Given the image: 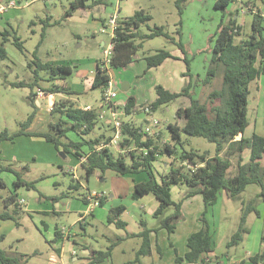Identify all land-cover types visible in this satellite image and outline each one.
<instances>
[{
  "label": "rangeland",
  "instance_id": "obj_1",
  "mask_svg": "<svg viewBox=\"0 0 264 264\" xmlns=\"http://www.w3.org/2000/svg\"><path fill=\"white\" fill-rule=\"evenodd\" d=\"M74 1L15 0V7H8L0 12V39H2L1 31L6 29L9 31L7 34L9 40L5 42L8 57L0 62V134L7 130L9 134L16 135L13 140H0L1 164L10 166L21 179L33 182L32 187L26 185L17 187L16 173L11 170H1L0 167V213L4 211L13 213L15 210L14 204L6 205L5 199L9 195H15L23 202L19 203L20 208L16 215L18 225L13 219L0 218V236L5 234L0 241V248L4 249L10 257H22L21 262L25 264H88L91 258L97 257L98 253L106 251L115 243L111 257L105 258L104 264H196L186 260L183 263H177L175 259L177 255L184 256L187 251L189 234L203 226L200 218L205 208L202 195L186 202L185 212L178 220L175 232L169 233L167 229L160 228L159 217H155L147 210L148 206H142L140 200H134L131 197L134 188V183H130L133 181L131 175H118L111 170L101 175V172L97 171L89 180H86L84 168L80 163L81 158L77 159L72 153L58 150L44 138L32 134L36 130L48 129V120L52 115L48 109L56 102H60L64 96L74 98L76 104L81 106L90 104L95 109L101 108L106 111L107 116L112 118L110 110L99 106L107 89L105 91L102 87L91 89L93 76L97 71L96 60L105 59L104 48L110 42L112 33V28L106 27L103 23H108L114 13L120 18H127L136 10L144 9L151 14L152 19L142 24L139 31L148 33L155 26L163 25L174 40L164 36L146 40L143 49L134 55V61L129 64L130 67L128 65V68L112 69V74L115 76L118 72H125L127 75L117 80L116 90L119 96L114 99V102L123 98L125 94L123 82L130 78L141 102L136 106L134 115L136 118L125 114L123 117L133 119L135 125L140 126L144 132L149 126L150 135L156 128L152 124L153 119H156L162 135L154 138L160 149H163L165 142L174 144L175 140L172 138V131L168 124L178 122L184 126L185 121L178 116L177 109L179 106L190 103L189 96H182L154 109L151 107L149 113L144 112V108L150 105L147 102H151L156 96L153 86L155 79V83H159L171 78V84L166 86L181 90L179 77L176 79L173 77L179 74V66L166 62L161 67H153V72L149 73L148 70L144 72L146 61L140 58L153 54L161 48L181 55L185 53L190 67L196 74L201 75V77L194 75L191 95L200 98L203 102H208V93L220 88L223 79V67H220L210 84L203 85L202 82L208 75L215 43L213 36L218 25L221 21L228 22L229 12L232 15L236 14L235 20L243 26L242 35L236 39L239 42L243 38H248L251 33L253 13L245 6L246 0H236L226 9L216 8V0H184L182 14L179 13L176 0H85L84 8H78L72 14L66 15V10L70 9ZM254 1L256 6L251 5V8L255 11L260 9L263 13V1ZM8 2L9 0H0V5H7ZM31 22L34 23L31 24ZM45 25V37L38 48L36 57L43 62L69 65L72 73L66 74L64 79L57 77L50 80L49 70L39 71V85L34 88V92L37 93L36 95L41 92L42 95L39 98L40 104L37 100L32 104L29 97L31 87L15 86L13 83L21 80L26 82L35 80L33 69L36 66L31 63L35 58L34 50ZM103 28L105 32H102ZM13 29L23 41L22 50L13 43L15 34ZM179 29L181 34L178 33ZM262 35L264 37V30ZM180 41L184 45L185 52L179 47ZM177 60L170 58V61L180 65L181 62ZM29 64L32 66L30 67ZM186 65L184 61L182 66L186 67ZM261 78L264 81V76ZM173 80H176L178 84ZM55 85L69 86L78 90L79 93L46 91L49 86ZM252 85L253 83L250 85L247 115L249 126L245 134L246 136H251L253 133L264 135V90L259 95L256 87ZM34 110L33 121L26 127L27 118ZM145 118H149V121L146 122ZM29 127L32 131L27 130ZM22 130L30 134L21 133ZM111 131L114 134V130ZM181 136L183 144L176 145L174 154H168L163 149V152H159L153 161V172L159 182H162L164 174L169 172L172 165L179 166L183 163L180 153L184 149L200 153L207 152L210 156L216 153L215 143L203 137L191 136L185 131H182ZM69 137L76 139L74 133H70ZM236 162L237 160L233 159L231 173L236 171ZM74 173L77 177H73ZM118 178L123 179L120 184L123 186V193L121 197L115 195L117 198H113L112 195L118 188L113 182ZM88 189L104 192L107 200L102 206L95 207V216L89 214L86 217L88 222L82 227L77 220L80 212H84L87 208L82 198ZM171 189L173 199L179 202L185 200L184 197L190 187L186 184H173ZM258 190H260L258 184H249L245 191L234 199L228 196L226 190H223L218 203L209 208L206 217L212 228L216 230L214 256L210 260L212 263L217 264L216 261H220L222 264H243L244 260V264H251L248 261L250 255L264 248L262 240L264 202L258 198H255V203L260 215L256 212L249 214L246 223L248 233L245 234L243 241L230 248L226 246L239 226L243 204L249 203ZM121 204L126 206V210L119 216L127 222L128 225L125 228L117 227L116 224L108 221L111 209ZM173 211L174 207L169 206L165 209L164 215H169ZM141 220H144L147 228L153 230L152 240L154 244L157 241L160 253L140 255L137 259L143 237L127 236V234L139 233L143 229ZM57 225L71 232L70 238L64 243L54 241ZM56 246H63L61 257ZM52 256L55 261H52ZM0 264H2L1 260Z\"/></svg>",
  "mask_w": 264,
  "mask_h": 264
},
{
  "label": "trees",
  "instance_id": "obj_2",
  "mask_svg": "<svg viewBox=\"0 0 264 264\" xmlns=\"http://www.w3.org/2000/svg\"><path fill=\"white\" fill-rule=\"evenodd\" d=\"M236 0H216L215 6L218 9H226L227 6ZM264 3V0H262ZM245 6L253 13L251 33L248 38H243L239 42L237 37L242 35L243 26L235 20L231 12H229L228 22L221 21L214 34L213 55L208 69V75L203 79V85H208L217 75L220 67H223V79L220 88L211 90L208 93V102H203L200 98H195L191 95L193 87L192 74L190 73V63L185 57L187 64V73L191 80L181 88L180 91H170L163 85L155 86L157 98L150 105L152 109L162 104H168L182 96H189L190 103L188 105L179 106L177 114L185 121L184 126L178 122L168 124L172 131L174 144L166 143L163 149L168 154L176 152V145L183 144L182 131L187 132L191 136H199L215 143L216 153L210 156L207 152H197L194 150H183L180 153V158L183 163L179 166H171L168 173L164 174L162 182H159L153 172V161L157 158L159 152H163L156 143L157 136H150L144 132L140 126H135L132 121H123V139L121 141L122 148H131L125 153H120L115 156L111 150L102 143H107L111 140L110 136L92 138L89 135L97 127L100 122V114L96 109H84L76 105L70 99H63L56 102L52 107L51 113H59V119L56 122L50 121L49 127L51 131L37 132L32 135L44 138L47 142L55 145L56 149L62 150L65 153H72L76 158L86 157L82 163L85 171V178L89 180L95 171H100L104 174L107 170H111L118 175L146 173L147 179L135 182L131 197L134 200L140 199L142 196L152 193L159 200V206L154 211L153 215L159 217L160 228H166L169 233L176 230V224L182 218V201H175L172 197L171 186L173 184H186L190 190L184 198H188L200 193L204 201V211L201 214L203 226L198 231L192 232L187 239L188 250L184 256H176L177 263H183L185 260L196 264H212L210 259H206V255L214 251V233L211 223L207 220L209 208L218 203L219 197L223 190L227 191L230 198H237L249 184H258L260 191L249 203L243 204L240 223L236 231L231 235L226 243L228 248L238 245L243 241L245 234L248 233L246 226L247 219L250 213L256 212L255 198L264 202V135L253 133L251 136H246L245 130L249 126L248 119V102L251 93L250 85L261 76H264V15L259 10L255 11L251 8L256 6L254 0H246ZM184 0H176V5L179 13H183ZM86 6L85 0H75L71 3L70 9L66 10L65 14L70 15L78 8ZM238 12V10H236ZM119 12V11H118ZM152 19L150 13L144 9L136 10L127 18L118 17L117 26L112 37L113 50L110 67L119 68L127 67L134 61V55L138 54L144 47V42L158 36H164L170 40L174 37L165 30L163 25L155 26L148 33H141L139 27L148 23ZM34 22H31L33 24ZM56 23V22H55ZM59 23V22H58ZM182 23V20H180ZM105 25V22L103 23ZM106 26V25H105ZM46 25L41 32V38L34 50V59L31 64H35L33 69L35 80L31 82L18 81L14 82L15 86H30L31 91L29 97L34 104V88L39 85V71L49 70L51 75L50 80L54 78H65L66 74H71L72 69L66 64H52L43 62L38 59L37 51L42 44ZM13 43L23 49L24 44L17 35L15 29ZM8 29L1 31L2 39H0V62L8 57V52L5 48V42L9 40L7 37ZM178 33L181 34L180 29ZM111 37V35H110ZM111 39V38H110ZM180 49L185 52L184 45L180 41ZM104 45V44H103ZM148 68L160 66L167 58H176L170 50L157 49L153 54L144 55ZM29 64L31 67L32 65ZM97 71L93 78L91 89L102 87L103 91L108 89L111 76L109 70L101 67L100 61L97 62ZM41 88V87H40ZM49 93H65L77 94V90H73L69 86H52L46 89ZM104 93V92H103ZM105 94V93H104ZM104 99V96L102 97ZM210 106H209V104ZM109 109V106L106 105ZM136 107V99L130 96L124 107L118 106L125 115H130ZM35 116V110L28 116L26 127H28ZM105 124V123H104ZM109 126V124H106ZM21 133L30 134V132L22 130ZM20 133V134H21ZM70 133H74L76 139L69 137ZM15 134H9L4 130L0 134V140H13ZM233 159H236V171L231 173ZM1 170H11L16 173L18 179L15 184L17 187L26 185L33 186V182H27L19 177V174L10 166H3ZM80 185V184H79ZM79 185H75L76 187ZM83 200L86 202L85 194ZM107 200L105 195L101 199V205ZM6 205H15L13 213L4 211L0 213L1 219H13L16 225L19 224L18 208L20 204L15 195H9L5 199ZM169 206L174 207V211L169 215H164L165 209ZM126 210V206L121 204L113 207L108 216L109 223L116 224L117 227L125 228L127 222L119 216ZM143 229L139 233H128L127 236H142L143 241L137 252V259L140 255L151 253L150 232L153 231L147 228L144 222L141 223ZM56 240L61 238L60 231H55ZM5 237V234L0 236V241ZM264 241V236L262 237ZM115 244V243H114ZM106 251L98 253L97 257L91 258L88 264L102 262L105 258L111 257L113 245ZM159 250V245H157ZM61 249H59V252ZM23 258L16 256L10 257L6 251L0 248V260L2 264H25L21 262ZM251 264H261L264 262V248L248 258ZM244 264L245 261L243 260Z\"/></svg>",
  "mask_w": 264,
  "mask_h": 264
},
{
  "label": "crops",
  "instance_id": "obj_3",
  "mask_svg": "<svg viewBox=\"0 0 264 264\" xmlns=\"http://www.w3.org/2000/svg\"><path fill=\"white\" fill-rule=\"evenodd\" d=\"M3 12V11H2ZM263 15H264V12L262 13ZM104 43V42H103ZM171 53L173 54V55H175V56H177L178 57V60L177 61H179V62H181L180 63V65H179V63H173L174 61H170V58H167L160 66H157V67H154V68H158V67H161L162 65H164V64H166V62L167 63H170V64H178V66H179V74H176L175 76H173L174 77V79H176V78H178L179 77V83H180V85L183 87V86H185L190 80H191V77L189 76V75H185V73H187V65H186V67H184V66H182V63L185 61V57H187V55L185 54V53H183L182 55L181 54H177V52H175V53H173L172 51H171ZM182 59H183V62H182ZM140 60H142V61H146V59H144L143 57L142 58H140ZM99 61H101V60H96V67H97V62H99ZM138 62V61H137ZM176 66V65H175ZM128 67H130V65L128 66ZM127 67V68H128ZM153 67H152V69L151 68H148V65H147V62H146V69H145V71L144 72H146L147 70H148V72L150 73V72H153V69H154ZM112 69H114V70H116L117 68H112V67H109V74H110V76H111V81H112V86H113V88H115V89H117V87H116V85H117V80L121 77V76H124V77H127V75L125 74V72H122V73H117V75L115 76V75H113L112 74ZM190 73L192 74V76L194 77V75H198V77L200 76L201 77V75L199 74V73H197L196 74V72H194L193 71V69L191 68V70H190ZM113 75V76H112ZM180 75V76H179ZM262 77V76H261ZM259 78V79H257V80H255L254 82H253V85L256 87V89H257V93L260 95L262 92H263V90H264V81H263V79L262 78ZM93 78H94V76H93ZM129 80L128 81H125V82H123V90L125 91V94H123V98L121 99V100H116L115 101V104L117 105V106H122V107H124V105H125V103H126V101H127V99L130 97V96H133V97H135V99H136V106L139 104V102H141L140 101V99H138L140 96H139V94H137L136 93V89L134 88V86L132 85V82H131V79L130 78H128ZM142 81V80H141ZM140 81V82H141ZM155 81H156V79H155ZM155 81L153 82V86L155 87L157 84H161V85H163L166 89H169L170 91H180V90H174V89H172V88H169L168 86H166V85H169V84H171V78H169L168 79V81H165V82H156L155 83ZM173 81H175L176 83H177V81L176 80H173ZM194 81V79L192 78V82ZM165 83H167V84H165ZM178 84V83H177ZM252 85V86H253ZM49 87H52V86H49ZM193 88V87H192ZM73 90H76V89H73ZM192 90V89H191ZM190 90V91H191ZM78 91V90H77ZM156 91V90H155ZM81 93V92H80ZM41 95H42V93L40 92L39 93V95H35L36 96V98H35V100H37V103L38 104H40L39 103V98L41 97ZM119 95H117V97H118ZM260 97V96H259ZM63 99H70L71 101H73V102H75V99L74 98H71V97H67V96H64V97H62ZM157 98V94H156V96H155V98H154V100H152L151 102H147V104H151L153 101H155V99ZM62 99V100H63ZM76 103V102H75ZM77 106H79V107H82V108H84V109H86V107L87 106H90V109H95V108H93L90 104H86V105H84V106H81V105H78V104H76ZM100 107H106L107 109H108V107L105 105V104H103V99H102V101H101V103H100V105H99ZM53 107V106H52ZM52 107H50V109H48V111H50V113H51V110H52ZM96 110H98L99 111V114H100V116L103 114V117H100V122H99V124L97 125V127L92 131V133L89 135V137H92V138H96V137H100L101 135H104L105 137H107V136H110L111 138L113 137V132L111 131V130H114V127H113V124H112V122H111V118L109 117V116H107L106 115V111H104V110H102L101 108L100 109H96ZM109 110V109H108ZM122 111V110H121ZM135 111H136V107L133 109V112L129 115V116H131V117H135L134 115H135ZM145 112V111H144ZM125 113H122L121 114V120H122V122L124 121V120H128V121H132L133 123H134V121H133V119H130V118H128V119H125L124 117H123V115H124ZM53 115V116H52ZM51 115V118L48 120V122L50 123V121H52V122H56L58 119H59V113L57 112V113H54V114H52ZM136 118V117H135ZM145 121L147 122V121H149V118H145ZM105 123V124H104ZM106 124H109V126H107ZM134 125H135V123H134ZM136 126V125H135ZM98 128V129H97ZM28 131H32V128L31 127H29L28 129H27ZM48 131H51V129H50V127H49V124H48V129H46V130H36L34 133H37V132H48ZM112 133H111V132ZM150 135V134H149ZM161 135H162V132H161V129L156 125V128L153 130V133H152V135H150V136H157V137H161ZM48 143H50L51 145H53L54 147H55V145L53 144V143H51V142H48ZM107 143H110V141L109 142H107ZM166 143H170V144H172L171 142H165V144ZM106 143H102V145L101 146H104ZM164 144V145H165ZM106 147H108L110 150H111V152L115 155V156H117V155H119L120 153H125L126 151H128V150H130L131 148H122L121 146L120 147H118V146H112V145H110V146H106ZM56 148V147H55ZM78 159V158H77ZM76 164V163H75ZM71 172V171H70ZM97 171H95V173H96ZM94 173V174H95ZM102 175V174H101ZM100 175V176H101ZM127 175H131L132 176V179L131 180H133V181H131L130 183H134V185H135V182H140V181H143V180H145V179H147V174L146 173H144V172H142V173H139V174H127ZM122 181H123V179H121V178H118L117 180H114V182H113V184L114 185H116V186H118V188H116V190L114 191V194L112 195V197L113 198H117L115 195H119L120 197L122 196V187L123 186H120V184H122ZM81 184V183H80ZM260 190H258L256 193H258ZM133 192V191H132ZM104 193V192H103ZM132 194V193H131ZM106 195V194H105ZM199 195H201L200 193H198V194H195V195H193V196H190V197H188V198H184L185 200L183 201V203H182V213H184L185 212V210H184V206H185V204H186V202H188L189 200H194L197 196H199ZM138 200H140V202H142V206H148L147 207V210H149L152 214L154 213V211L158 208V206H159V200L155 197V195H153L152 193H149V194H146V195H144V196H142L140 199H138ZM82 201H83V203L85 204V201L83 200V198H82ZM106 202V201H105ZM104 202V203H105ZM71 204H69V206H70ZM86 205V204H85ZM100 206H102V205H100ZM84 212H80V216L78 217V220L77 221H79V223H80V225L83 227L88 221H86V218L83 220H81L80 219V217H81V215L83 214ZM95 214H96V210H94L90 215L91 216H95ZM3 220H8V219H3ZM142 222H144V220H141V223ZM145 223V222H144ZM128 225V224H127ZM63 228H65V227H63ZM59 230L60 231V235H61V238L59 239V240H57L56 242H59V243H64L67 239H69L70 238V236H71V232H70V235H69V238L67 237V235L62 231V228H60L58 225L55 227V231L56 230ZM166 229V228H165ZM215 232H216V230H214ZM192 233V232H191ZM149 236H150V241H151V253H154V252H157V253H160V249L158 250L157 248V245H158V243H157V241H156V243L154 244L153 243V240H152V236H153V231H151L150 232V234H149ZM189 236H190V234H189ZM188 236V237H189ZM156 237H157V233H156ZM56 240V234H55V232H54V241ZM187 248H188V246H187ZM56 249L57 250H59V249H61V251L59 252L60 253V257L62 256V254H63V246H61V247H58V246H56ZM188 250V249H187ZM187 252V251H186ZM185 252V253H186ZM150 253V254H151ZM213 253H214V251L213 252H211V253H209L208 255H206V258H207V260L208 259H210V260H212V256H214L213 255ZM252 255H255V254H251L250 256H252ZM52 258V261H55V258L52 256L51 257ZM90 261H91V259H90ZM89 261V262H90ZM217 262V264H222L220 261L218 262V261H216ZM102 264H104V261H102L101 262ZM212 263V262H211ZM151 264H154V263H151ZM212 264H216V263H212Z\"/></svg>",
  "mask_w": 264,
  "mask_h": 264
},
{
  "label": "built area",
  "instance_id": "obj_4",
  "mask_svg": "<svg viewBox=\"0 0 264 264\" xmlns=\"http://www.w3.org/2000/svg\"><path fill=\"white\" fill-rule=\"evenodd\" d=\"M16 2L15 0H9L7 5H0V12L3 10L7 9L8 7H15ZM118 14L114 13L112 17L110 18L108 23H105L106 27L110 26L112 28V33H111V39L110 42L106 45L104 48V54H105V59L100 61L101 67H104L105 69L109 70L110 63H111V57H112V50H113V43H112V37L114 36V30L117 26V21H118ZM106 30L103 28L102 32H105ZM105 45V43H104ZM117 97V90L113 88L112 86V81H110L109 87L107 91L104 94V99H103V104L109 106V110L111 113V122L114 127V134L113 137L110 140V143H106L105 146H121V141L124 137L123 131H122V126L123 122L121 120V114L122 111L118 108V106L115 104L114 99ZM86 109H90V106H87ZM144 111L149 113L151 111V105H146L144 108ZM103 117V114L100 116ZM153 125H158L159 122L156 119H153L152 121ZM151 128L148 126L146 127L145 131L149 133ZM86 160V157H82L80 160V163L82 164ZM72 172V171H71ZM73 177H77L76 174H73ZM105 196V193L97 191V190H91L88 189L87 192L85 193V199H86V210L84 213L81 215L80 219L84 220L89 214H91L95 207H98L101 205V199ZM19 203H23L22 201L18 200ZM62 231L67 235L69 238L70 231L67 228H62Z\"/></svg>",
  "mask_w": 264,
  "mask_h": 264
},
{
  "label": "water",
  "instance_id": "obj_5",
  "mask_svg": "<svg viewBox=\"0 0 264 264\" xmlns=\"http://www.w3.org/2000/svg\"><path fill=\"white\" fill-rule=\"evenodd\" d=\"M104 44V43H103ZM61 153H63V152H61Z\"/></svg>",
  "mask_w": 264,
  "mask_h": 264
}]
</instances>
